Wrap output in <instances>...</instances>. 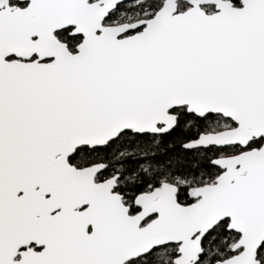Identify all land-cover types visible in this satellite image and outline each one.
Here are the masks:
<instances>
[{
    "label": "snow or ice",
    "instance_id": "snow-or-ice-1",
    "mask_svg": "<svg viewBox=\"0 0 264 264\" xmlns=\"http://www.w3.org/2000/svg\"><path fill=\"white\" fill-rule=\"evenodd\" d=\"M0 264H264V0H0Z\"/></svg>",
    "mask_w": 264,
    "mask_h": 264
}]
</instances>
